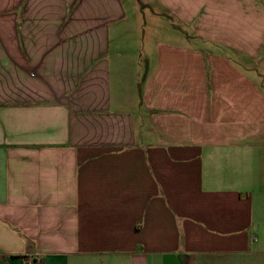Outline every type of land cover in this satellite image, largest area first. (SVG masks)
I'll list each match as a JSON object with an SVG mask.
<instances>
[{
  "label": "crops",
  "instance_id": "1",
  "mask_svg": "<svg viewBox=\"0 0 264 264\" xmlns=\"http://www.w3.org/2000/svg\"><path fill=\"white\" fill-rule=\"evenodd\" d=\"M143 1L0 0V264H264V0Z\"/></svg>",
  "mask_w": 264,
  "mask_h": 264
},
{
  "label": "rangeland",
  "instance_id": "2",
  "mask_svg": "<svg viewBox=\"0 0 264 264\" xmlns=\"http://www.w3.org/2000/svg\"><path fill=\"white\" fill-rule=\"evenodd\" d=\"M126 1H127V7H128V2H129V5L132 2L133 7L134 6L137 7V9H138V12L136 14L137 21H138L140 27H142V26L144 27V29H145L144 35L147 36V38L153 39V41H156V40L162 41L163 40L162 38H167L169 36L168 33L158 34L156 31H153L154 27L152 26V22L149 20V18L151 17V16H149L150 10H148V7L146 6L145 1L141 0L140 5H139V3L136 5L137 0H126ZM159 21H161V20H154V22H159ZM158 30H162V29L159 27ZM144 35L142 33L141 37ZM140 46L141 45L138 44V48Z\"/></svg>",
  "mask_w": 264,
  "mask_h": 264
}]
</instances>
